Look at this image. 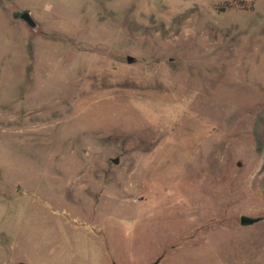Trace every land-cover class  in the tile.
Here are the masks:
<instances>
[{"label": "rangeland", "instance_id": "1", "mask_svg": "<svg viewBox=\"0 0 264 264\" xmlns=\"http://www.w3.org/2000/svg\"><path fill=\"white\" fill-rule=\"evenodd\" d=\"M225 1L0 0V264H264V0Z\"/></svg>", "mask_w": 264, "mask_h": 264}, {"label": "water", "instance_id": "2", "mask_svg": "<svg viewBox=\"0 0 264 264\" xmlns=\"http://www.w3.org/2000/svg\"><path fill=\"white\" fill-rule=\"evenodd\" d=\"M20 17L31 27V28H35L36 26V23L35 21L33 20V18L31 17L30 13L28 11H24L20 14ZM127 60L128 61H131V57L128 56L127 57ZM113 162L114 163H117L118 162V159H113ZM260 220L259 217H251V216H248V215H241L239 217V223L241 225H252L256 222H258ZM157 262H153L151 264H156ZM18 264H22V263H18Z\"/></svg>", "mask_w": 264, "mask_h": 264}, {"label": "trees", "instance_id": "3", "mask_svg": "<svg viewBox=\"0 0 264 264\" xmlns=\"http://www.w3.org/2000/svg\"><path fill=\"white\" fill-rule=\"evenodd\" d=\"M254 0H226L224 2L225 8H239L249 10L252 8Z\"/></svg>", "mask_w": 264, "mask_h": 264}, {"label": "bare ground", "instance_id": "4", "mask_svg": "<svg viewBox=\"0 0 264 264\" xmlns=\"http://www.w3.org/2000/svg\"><path fill=\"white\" fill-rule=\"evenodd\" d=\"M76 221H78V220H76Z\"/></svg>", "mask_w": 264, "mask_h": 264}]
</instances>
